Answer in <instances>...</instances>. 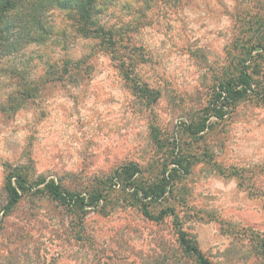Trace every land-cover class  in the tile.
Returning a JSON list of instances; mask_svg holds the SVG:
<instances>
[{"label": "rangeland", "instance_id": "374dc122", "mask_svg": "<svg viewBox=\"0 0 264 264\" xmlns=\"http://www.w3.org/2000/svg\"><path fill=\"white\" fill-rule=\"evenodd\" d=\"M79 3H51L36 39L0 57L1 216L7 164L85 194L128 163L150 183L167 177L151 207L165 216H144L118 185L75 211L25 194L3 217L0 264H194L180 231L215 264H264V101L238 102L196 137L182 127L202 116L242 16L264 0H97L114 53L79 31ZM173 150L186 160L178 177Z\"/></svg>", "mask_w": 264, "mask_h": 264}, {"label": "trees", "instance_id": "16d2710c", "mask_svg": "<svg viewBox=\"0 0 264 264\" xmlns=\"http://www.w3.org/2000/svg\"><path fill=\"white\" fill-rule=\"evenodd\" d=\"M77 1L80 2L78 6L81 15L79 31L85 36L92 35L100 38V44L105 45L107 51L114 53L116 41H112L113 35L111 36L104 27L95 28L93 8L97 0ZM51 3L68 8L72 0H0V57L21 50L29 42L28 39L32 41L36 39L35 33L44 28L43 14L49 6L53 5ZM241 21V33L233 42L229 54V56L232 55V59L216 77L211 97L203 108L202 116L196 123L186 126L184 122L182 125L189 136H198L197 134L206 129V123L212 117L224 119L228 112L233 111L242 100L254 97L258 101H264V10L246 14L242 16ZM93 26L94 29L91 28ZM76 63H84V59ZM138 88L141 90L142 86ZM149 97H153V94H147L146 98ZM176 147L179 148V146ZM169 157L172 164L178 165L173 169L176 176H180L185 167V157L181 152L176 153L175 150ZM140 175L141 169L136 163L124 164L111 176H106L105 179L98 178L94 187L83 194L72 191L55 180L36 175L30 166L7 164L4 182L6 204L3 207L2 216L0 212V226L4 221L3 217L12 214L25 194L34 195L45 192L47 196L62 205L74 208L71 210L75 211L87 206L100 208L101 204L108 201L109 190L117 185L123 192L131 189L127 197L129 201H132L130 205L138 207L142 214L150 219L161 220L165 216V211L155 216L151 207L163 200L167 191V177L164 175L162 182L150 183ZM171 177L176 179L173 174ZM178 243L181 257L192 260L194 264H215L186 232H179ZM261 247L264 249V243Z\"/></svg>", "mask_w": 264, "mask_h": 264}]
</instances>
